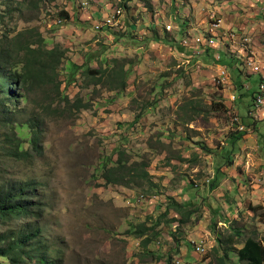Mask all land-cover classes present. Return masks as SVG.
Listing matches in <instances>:
<instances>
[{"label": "rangeland", "instance_id": "1", "mask_svg": "<svg viewBox=\"0 0 264 264\" xmlns=\"http://www.w3.org/2000/svg\"><path fill=\"white\" fill-rule=\"evenodd\" d=\"M82 1L34 0L24 5L22 0H0V44L7 36L13 39L36 29L49 48L60 45L66 54L59 68L63 94L88 105L78 110L71 103H52L50 96L42 106L35 101L20 104L28 110L19 114L24 122L35 113L51 112L40 130L43 152L37 154L26 142L25 149L33 155L30 161L0 156V173L7 181H37V202L46 210L43 244L59 264H221L217 251L228 249L235 264H245L239 249L251 237L264 242V208L243 206L234 219L222 199H215L218 192L228 197L229 189L209 187V180L215 181L214 153L223 161L228 154L223 149L231 146L226 142L234 126L225 93L231 87L215 82L213 69L178 67L179 55L139 49L140 44L125 34L133 39L143 34L129 32L133 24L122 25L128 17L134 25L159 20L164 27L175 14H185L182 9L190 0H84L88 5L98 2L108 16L127 3L124 21L121 17V24L104 29L76 18L77 7L68 20L60 18L67 6ZM165 35L175 40L176 31ZM221 62L234 73L232 62ZM121 66L128 76L123 90L111 75L112 68ZM87 67L100 72L90 75L84 71ZM189 116L194 120L184 124ZM24 133L28 138L32 132L26 128ZM118 145L127 151L130 163L147 164L150 181L130 186L105 181L104 162L112 159L114 164ZM176 202L194 206L192 218H183ZM144 224L156 226L148 245L143 243L147 237L132 233ZM239 232L242 237L236 236ZM201 240L208 249L205 255L193 244Z\"/></svg>", "mask_w": 264, "mask_h": 264}, {"label": "trees", "instance_id": "2", "mask_svg": "<svg viewBox=\"0 0 264 264\" xmlns=\"http://www.w3.org/2000/svg\"><path fill=\"white\" fill-rule=\"evenodd\" d=\"M22 1L25 5L34 0ZM122 7L125 12L129 9L126 2H123ZM60 18L68 20L70 14L63 11ZM6 39L8 41L3 40L0 44V152L5 154V156L1 154L0 156L17 162L30 161L33 155L25 149L26 142H30L33 151L42 154L40 130L46 121L45 115L49 116L51 112L38 115L35 113L28 122H24L18 117L20 113L28 112V110L24 107L21 108L20 104L26 102L30 106L35 101L39 102L38 104L41 103L40 106H42L44 99L50 96L52 103L57 100L65 105L71 103V106L74 105L73 107L78 110L86 108L88 105L84 104L82 100L71 102L69 97L63 94L61 88L63 82L59 79V68L66 54L60 45L49 48L43 35L36 29L24 30L13 39L8 36ZM84 71L90 75L100 72L92 70L90 67ZM106 71L108 70H104V72ZM111 75L114 81H118V88L123 90L128 79L124 67L121 66V70L112 68ZM36 95H40L41 99H36ZM15 103L17 105H11ZM189 108L193 109L195 114L199 113L195 107L187 105L188 110H190ZM140 116L138 114L136 119H139ZM194 117L189 116V118L183 119V123H189L194 120ZM26 128L31 129L30 139L25 137L24 130ZM244 134L241 131H234L231 134L233 148L236 147ZM116 154L117 160L114 164L111 166L110 162L113 163V160L109 159L108 162H104L102 168L101 176L107 183L130 186V184L140 185L150 181L151 176L147 164L144 162L130 163V157H128L127 151L121 148V145L116 148ZM230 154L224 156L223 161L221 159L223 155L219 157L220 161L217 159L215 181L211 182L210 186L213 191L221 185L224 176L223 168L233 165ZM136 164L139 166L137 167ZM14 183L7 181L4 174L0 173V264H59L57 259L51 256L49 246L43 244L45 238L43 220L46 210L42 206V202H37L40 198L37 181ZM192 208L194 206L190 208V205L187 207L185 204L177 202L175 204V209L188 220L193 216ZM175 222L185 223L184 220L176 219ZM159 224L160 221L157 225ZM155 229L156 226L148 227L144 224L138 226L134 232L132 230V233L139 238L147 237L144 238L143 243L148 245L151 242L150 232ZM239 233L236 236L242 237V232ZM175 237H177L176 234ZM232 252V249L217 251L220 263L235 264L231 260ZM238 257L241 263L264 264V242L255 237L249 238L239 249ZM167 264H174L173 260H169Z\"/></svg>", "mask_w": 264, "mask_h": 264}, {"label": "crops", "instance_id": "3", "mask_svg": "<svg viewBox=\"0 0 264 264\" xmlns=\"http://www.w3.org/2000/svg\"><path fill=\"white\" fill-rule=\"evenodd\" d=\"M82 3H85V5H82ZM185 4L186 8L183 3L180 4V6L184 7H182V12L184 11L185 14L180 15L181 17L179 14H175L170 22L173 25L171 31L173 32L174 29L176 31L175 40L166 37L165 31H171H167L163 25L161 27L159 20L151 24L141 21L143 24L134 25V21H130L127 17L125 24L122 25L133 24L130 25L129 32H135L134 34L137 35L139 30V33L143 34V36L134 37V39L125 34L129 41L133 40L130 42L140 44L139 49L144 46L143 48L145 49L149 48L148 51H155L160 55L166 53H169L170 57H178L177 55H179L178 67L182 65L188 67L190 65L193 70L195 68L201 69L202 66L209 70L213 69L212 75L215 71L218 73L223 67L229 69L232 88H230V92L225 90L227 97H229L227 105L230 107V112L233 109L241 115L244 123L250 129L239 139V149L237 145L233 148L231 139L226 142L231 145L228 146L229 148L226 147L229 150L222 148L231 153L232 158L230 160L233 165L223 168L224 176L220 186L227 187L231 193L226 197L225 194L218 192V196L215 199H222L221 202H224L229 209V217L237 219L243 206L247 205L249 208L253 204L264 208V105L260 107L256 105L261 76L251 72L244 62L248 54H264V0H190V3L185 2ZM98 5V2L88 5V2L83 0L82 2L71 4L65 9L72 15V10L77 7L79 12H74L76 18L80 17L81 21L87 24L90 21L91 28H95L96 22L108 16L101 11L102 8ZM213 13L221 19L217 35L225 38L221 37L223 41L219 40L216 46L207 48L201 55H196L195 47L184 46L182 40L188 35L191 37L201 36L202 32L210 28L209 20ZM147 26L149 28H146ZM104 28H110V26H105ZM228 32L234 34L233 39H227ZM134 34H132V37ZM218 55H220L219 60ZM223 60L233 63L234 73L230 71L229 65L221 62ZM214 62H221V64H214ZM234 92L237 96L235 101L231 98ZM253 111H255L254 114L252 113ZM230 149L232 150L230 151ZM216 154L214 153L215 156L213 157L215 161L213 179H215L217 171L218 154ZM203 182L204 184L206 183L205 180ZM221 208L223 209L224 207L221 206Z\"/></svg>", "mask_w": 264, "mask_h": 264}, {"label": "built area", "instance_id": "4", "mask_svg": "<svg viewBox=\"0 0 264 264\" xmlns=\"http://www.w3.org/2000/svg\"><path fill=\"white\" fill-rule=\"evenodd\" d=\"M82 5H85V3H82ZM124 16V9L123 8H118L112 11V14L109 16L104 17L102 22H98L96 24V28L97 29H101L105 26H118L119 24H121V20L120 18ZM210 28L208 29V31L213 34L212 37H208V35L203 34L201 36H197V37H186L183 40V44H185L188 47H195L196 49V53H200L204 48L208 47V46H212L215 41H216V36H217V30L221 25V19L216 18L215 15L211 14L210 16ZM57 23H61V20H57ZM173 25L167 24L166 25V29L167 30H172ZM215 35V37H214ZM228 38H233L234 34L231 32L227 33ZM195 44V45H193ZM244 62L247 66V68L256 74H260L262 76V81H261V85H260V92L259 95L256 99V105L258 107L264 105V54L258 55L256 53L254 54H248L246 56V58L244 59ZM230 74L228 71V68L223 67L221 68L217 75L214 78V81L217 82L220 85L223 86H229L232 85L231 83V78H230ZM233 96L231 97L232 100H236V96L234 94H232ZM253 114L255 113V111L252 112ZM232 115V120H233V126H234V131L239 130V131H247L248 130V126L245 125V123L243 122L240 114L232 109L231 112ZM198 250L202 253L206 252V247H205V242H201L198 245ZM182 262H179V264Z\"/></svg>", "mask_w": 264, "mask_h": 264}, {"label": "clouds", "instance_id": "5", "mask_svg": "<svg viewBox=\"0 0 264 264\" xmlns=\"http://www.w3.org/2000/svg\"><path fill=\"white\" fill-rule=\"evenodd\" d=\"M124 16H125V11H124ZM124 16H123V21H124ZM99 22V21H98ZM97 22V23H98ZM209 22L211 23V21L209 20ZM96 25V24H95ZM209 26H210V24H209ZM111 27V26H110ZM104 28V27H103ZM165 28H166V26H165ZM173 29V28H172ZM209 29V28H208ZM208 29L206 30V31H204V32H202V35L203 34H206V35H208V37H212L213 36V34H211L209 31H208ZM167 30V29H166ZM167 31H169V30H167ZM171 31V30H170ZM229 33V32H228ZM231 33V32H230ZM186 37H190V38H193V37H191V36H186ZM185 37V38H186ZM214 37H215V35H214ZM222 38L224 37V36H221ZM221 37H218V35L215 37L216 38V41H215V43L212 45V46H216L217 45V43H219V40L220 41H223V39L221 38ZM228 37V36H227ZM225 38V37H224ZM227 39H233V38H227ZM183 40H184V38H183ZM183 40H182V44H183ZM184 46H186L185 44H183ZM193 45H195V44H193ZM212 46H208V47H206V48H204L200 53H196L195 52V54L196 55H201L202 54V52L204 53L206 50H207V48H209V47H212ZM186 47H188V46H186ZM191 48H194V47H191ZM220 59V55H218V60ZM227 68V67H226ZM228 71H229V69H228ZM229 74H230V72H229ZM256 74V73H255ZM217 75V74H216ZM215 75V76H216ZM260 75V74H259ZM230 76H231V74H230ZM261 76V75H260ZM231 78V77H230ZM261 81H262V76H261ZM232 83V82H231ZM260 85H261V83H260ZM232 85H230V87H231ZM232 88V87H231ZM228 90H231V89H228ZM259 92H260V87H259ZM259 92H258V95H259ZM232 94H234L235 96H236V94H235V92L234 93H232ZM258 95L256 96V99H257V97H258ZM236 100H237V96H236ZM235 101V100H234ZM241 116V115H240ZM242 118V117H241ZM242 120H243V118H242ZM243 122H244V120H243ZM245 125H247V124H245ZM249 129L250 128H248V130L247 131H249ZM236 131H239V130H236ZM247 131H241V132H244V133H246ZM211 182H210V180H209V184H210ZM177 224H179L178 222H176ZM175 225V227H177L178 225ZM180 226V225H179ZM179 228V227H178ZM201 242H204V240H201V241H198V242H194L193 244L195 245V248H196V250H197V252H198V254H200V255H205L207 252H208V249L206 248V252L205 253H202V252H200L199 250H198V245L201 243ZM205 247H206V244H205ZM176 264H179V263H176ZM180 264H182V263H180Z\"/></svg>", "mask_w": 264, "mask_h": 264}]
</instances>
